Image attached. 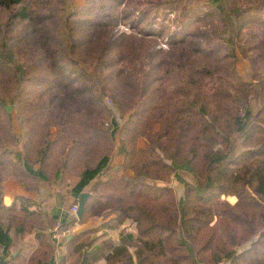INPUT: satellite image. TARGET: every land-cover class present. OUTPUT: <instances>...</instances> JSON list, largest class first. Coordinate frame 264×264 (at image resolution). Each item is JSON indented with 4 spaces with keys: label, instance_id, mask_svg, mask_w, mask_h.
<instances>
[{
    "label": "trees",
    "instance_id": "trees-1",
    "mask_svg": "<svg viewBox=\"0 0 264 264\" xmlns=\"http://www.w3.org/2000/svg\"><path fill=\"white\" fill-rule=\"evenodd\" d=\"M73 1L0 0L3 264H264V0ZM167 10L182 24L161 48ZM114 111L126 148L116 166ZM179 166L194 181L182 203L170 186ZM9 179L65 187V202L91 193L80 218L61 219L71 237L57 261L59 217L24 196L6 205ZM92 216L109 219L73 232ZM127 220L136 242L92 238Z\"/></svg>",
    "mask_w": 264,
    "mask_h": 264
},
{
    "label": "crops",
    "instance_id": "crops-1",
    "mask_svg": "<svg viewBox=\"0 0 264 264\" xmlns=\"http://www.w3.org/2000/svg\"><path fill=\"white\" fill-rule=\"evenodd\" d=\"M115 113L116 112H114L111 121L112 124L111 136L115 143V148L111 158V164L114 166L121 164L126 154L124 141L119 136V125L121 123V119L119 123L117 119H119L120 117L118 116V113L117 115ZM28 170L30 174L37 176L39 179L41 180L45 179L44 175L41 172L34 169L33 170L28 169ZM131 174H132L131 171H125L124 173L125 176H130ZM65 190H66L65 187L60 190H53L51 188H48L46 184L42 181L38 191H26L14 179H9L3 185V202L6 205H9L16 196H24L34 201V207L38 204L40 208L43 209V211L47 212L48 214L60 217V215H62V211L64 208L69 207L74 202H78L79 199V197L76 198L75 195L71 194L66 198V202H65L63 198L65 194ZM66 203L69 204V206H67ZM108 219L109 217L102 218L101 216H92L88 218L86 222L77 225L75 229H73V232H80V231L97 228L104 221ZM128 231L130 232V234ZM99 235H105L107 237H110L112 241L115 244H117L121 237H127L131 242H136L138 232L135 223L127 220L115 229H106V228L99 229L92 235V238ZM69 236L71 237V235H68L67 237L68 239L70 238ZM52 244L54 246V252L56 254L55 259L57 261L61 256V254H63L64 243L63 241L60 242L59 248L57 250L54 242H52ZM129 249L130 251H132V248ZM90 250L91 249H86L84 252L89 253ZM13 254H16V251H14ZM94 264H106V261L103 257H101Z\"/></svg>",
    "mask_w": 264,
    "mask_h": 264
},
{
    "label": "rangeland",
    "instance_id": "rangeland-1",
    "mask_svg": "<svg viewBox=\"0 0 264 264\" xmlns=\"http://www.w3.org/2000/svg\"><path fill=\"white\" fill-rule=\"evenodd\" d=\"M83 1L84 0H74L73 3H74V5H76V4L79 5ZM165 12H166L167 15L165 17H162V15L159 16L157 18V20H156V24L154 25L155 28H158V29L160 28V26H162V27H164V29L166 31V35H164V38L159 41L158 47H161V48H165L166 47L167 34L174 33L176 31H178L181 28V24H182V23L178 22V19H177L178 13H175V12H173L171 10H167ZM156 13L157 12L151 13V15L148 16V20L151 21V17L153 18V16H157V15H155ZM155 18L152 20V22H154ZM119 30H121V31H129V27H128L127 24L126 25L124 24V25L120 26ZM238 71H239V73L241 75H246L249 72V65H248L247 61L239 58ZM104 102L109 107L112 104L108 97L104 98ZM254 108L255 107H253V109ZM112 109L115 110L114 108H112ZM8 110L13 116V129L17 132L18 128H17L16 122H15L14 110L12 109V107H8ZM114 112H116V111H114ZM115 114L117 115V112ZM120 119L121 118L117 119V121L119 123H120ZM121 122H123L122 119H121ZM22 138H23V136L21 137V139L18 140L17 148L20 147V145L22 143ZM139 144L142 145V141H140ZM176 168H177L176 171L174 172V174L172 175V177L170 179V186H172L174 188L176 196L178 197V199L180 198V203H182L183 201H182L181 198L183 197V185L186 184V183L192 184L194 181H193L192 175L190 174V172H189V170H188V168L186 166H179V167H176ZM221 198L224 199V200H227L231 204L234 203L235 200H236V198L234 196H227V197L222 196ZM129 234H130V232H129ZM249 244H250L249 242L246 243L243 247H240L238 249V251L241 252V251L247 249L249 247ZM218 264H229V261H226L224 263L219 262Z\"/></svg>",
    "mask_w": 264,
    "mask_h": 264
},
{
    "label": "built area",
    "instance_id": "built-area-1",
    "mask_svg": "<svg viewBox=\"0 0 264 264\" xmlns=\"http://www.w3.org/2000/svg\"><path fill=\"white\" fill-rule=\"evenodd\" d=\"M77 202H74L69 207L64 208L62 211V215L56 220L54 226L51 228V238L56 246V250L59 248L60 242L63 241V239L69 234V229L65 228L62 229V222L61 219L67 218L70 215H73L76 217V211H77Z\"/></svg>",
    "mask_w": 264,
    "mask_h": 264
},
{
    "label": "water",
    "instance_id": "water-1",
    "mask_svg": "<svg viewBox=\"0 0 264 264\" xmlns=\"http://www.w3.org/2000/svg\"><path fill=\"white\" fill-rule=\"evenodd\" d=\"M89 195H90V193H88V192H83L82 194H80L78 202H77L78 207H77V211H76V218H80V216L83 212V209H84L85 200L87 199V197ZM3 263H4L3 258L0 257V264H3Z\"/></svg>",
    "mask_w": 264,
    "mask_h": 264
}]
</instances>
